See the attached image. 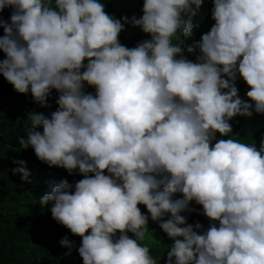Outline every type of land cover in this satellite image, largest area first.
Listing matches in <instances>:
<instances>
[{
    "label": "clouds",
    "instance_id": "clouds-1",
    "mask_svg": "<svg viewBox=\"0 0 264 264\" xmlns=\"http://www.w3.org/2000/svg\"><path fill=\"white\" fill-rule=\"evenodd\" d=\"M203 3L143 0L118 19L100 0H0V76L42 108L57 93L19 144L83 177L39 198L83 264H157L140 243L149 218L173 241L165 264H264V139L229 138L233 118L264 114V0H212L215 23L185 47ZM129 23L150 38L121 44ZM192 202L207 230L183 215Z\"/></svg>",
    "mask_w": 264,
    "mask_h": 264
},
{
    "label": "trees",
    "instance_id": "trees-1",
    "mask_svg": "<svg viewBox=\"0 0 264 264\" xmlns=\"http://www.w3.org/2000/svg\"><path fill=\"white\" fill-rule=\"evenodd\" d=\"M105 3V11L115 18L132 16L139 18L142 13L143 0H100ZM212 0H204L198 14L193 17V32L190 38H186L185 47L194 46L202 34L208 32L215 23L211 19ZM10 9H5L3 16L8 19ZM0 29V35H2ZM140 28L130 23L120 34V43L126 47H135L140 41L149 39ZM173 43H176L173 38ZM185 56L196 61V55H190L185 51ZM198 54V52H197ZM4 58L0 53V59ZM239 96L247 100L246 93L249 90L246 82L238 77L236 80ZM86 92L95 94L93 87H87ZM57 93L53 90L49 103L51 108H42L33 102L31 94L16 92L2 76H0V264H83L79 257L78 247L81 238L72 235L68 229L58 224L51 217L49 206H42L39 198L50 190L51 186L67 179L74 184L83 177L79 174L69 175L66 170L56 167H48L35 155L29 147L23 149L19 144V137H26L31 128L29 115L32 112H42L50 115L56 110L55 99ZM19 121V122H18ZM232 135L229 138L236 139L246 144H256L259 147L264 139V114L253 112L251 117L237 116L230 121ZM42 131V129H40ZM217 138L220 137L217 134ZM24 161V167L29 171L28 181H22L19 174H13L12 169L21 165L15 163ZM141 211L147 214L146 206L138 205ZM192 212H185L189 224L199 222L202 230H207L212 221L203 215L202 206L192 202ZM148 232L141 241L142 246L149 248L150 256L157 264H165L167 252L173 241L149 218ZM132 237V234H128ZM67 236L74 242L73 246H61L60 241ZM134 238V237H133Z\"/></svg>",
    "mask_w": 264,
    "mask_h": 264
}]
</instances>
